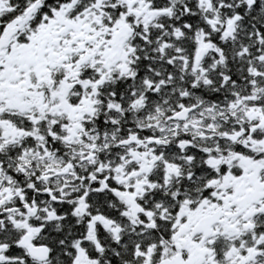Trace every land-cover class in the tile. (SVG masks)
Masks as SVG:
<instances>
[{
    "label": "snow or ice",
    "instance_id": "snow-or-ice-1",
    "mask_svg": "<svg viewBox=\"0 0 264 264\" xmlns=\"http://www.w3.org/2000/svg\"><path fill=\"white\" fill-rule=\"evenodd\" d=\"M0 264H264V0H0Z\"/></svg>",
    "mask_w": 264,
    "mask_h": 264
}]
</instances>
